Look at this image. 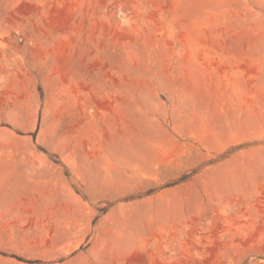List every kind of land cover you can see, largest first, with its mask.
<instances>
[{
    "label": "rangeland",
    "instance_id": "obj_1",
    "mask_svg": "<svg viewBox=\"0 0 264 264\" xmlns=\"http://www.w3.org/2000/svg\"><path fill=\"white\" fill-rule=\"evenodd\" d=\"M0 264H264V0H0Z\"/></svg>",
    "mask_w": 264,
    "mask_h": 264
},
{
    "label": "crops",
    "instance_id": "obj_2",
    "mask_svg": "<svg viewBox=\"0 0 264 264\" xmlns=\"http://www.w3.org/2000/svg\"><path fill=\"white\" fill-rule=\"evenodd\" d=\"M35 207H38L39 210H42V208L40 206L34 205Z\"/></svg>",
    "mask_w": 264,
    "mask_h": 264
}]
</instances>
